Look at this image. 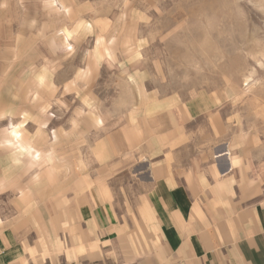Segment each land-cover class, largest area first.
<instances>
[{
  "label": "rangeland",
  "instance_id": "obj_1",
  "mask_svg": "<svg viewBox=\"0 0 264 264\" xmlns=\"http://www.w3.org/2000/svg\"><path fill=\"white\" fill-rule=\"evenodd\" d=\"M201 97L216 111L183 114L186 146L173 151L221 180L227 146L231 183L263 199L264 0H0V233L42 249L34 264H86L85 193L107 176L111 199L131 205L130 178L103 166L105 139L143 107ZM8 128L43 160L3 146ZM120 217L142 227L143 215Z\"/></svg>",
  "mask_w": 264,
  "mask_h": 264
},
{
  "label": "crops",
  "instance_id": "obj_2",
  "mask_svg": "<svg viewBox=\"0 0 264 264\" xmlns=\"http://www.w3.org/2000/svg\"><path fill=\"white\" fill-rule=\"evenodd\" d=\"M217 105L201 97L184 106L167 107L163 102L164 108L152 115H145L143 107L133 112L137 116L130 119L125 135L118 131L105 139L104 157L109 156L102 161L103 166L115 172L122 169L120 174L128 172L122 176L130 178L131 205L122 207L112 200L110 178L99 177L90 194L85 193L87 207L76 213L79 223L83 220L86 226L88 250L76 256L77 262L264 264V198L252 202L256 198L251 190L246 195L231 183L239 168L238 158L230 154L227 146L216 151L217 172L226 176L220 180L208 171L203 175L186 169L180 151H173L186 146L182 115L187 119L202 118L214 114ZM8 131L11 130L6 129L5 134ZM16 132L19 139L7 134L3 146L32 165L40 163L42 152L20 129ZM129 213L143 215L142 227L134 226L132 234L120 217ZM17 242L10 234L0 233V264H34L37 254L31 256L30 250L43 251ZM71 260L76 263V258Z\"/></svg>",
  "mask_w": 264,
  "mask_h": 264
},
{
  "label": "clouds",
  "instance_id": "obj_3",
  "mask_svg": "<svg viewBox=\"0 0 264 264\" xmlns=\"http://www.w3.org/2000/svg\"><path fill=\"white\" fill-rule=\"evenodd\" d=\"M12 135H13L14 137L18 138V134H17V132H16L15 130H13Z\"/></svg>",
  "mask_w": 264,
  "mask_h": 264
},
{
  "label": "snow or ice",
  "instance_id": "obj_4",
  "mask_svg": "<svg viewBox=\"0 0 264 264\" xmlns=\"http://www.w3.org/2000/svg\"><path fill=\"white\" fill-rule=\"evenodd\" d=\"M17 139H19V137Z\"/></svg>",
  "mask_w": 264,
  "mask_h": 264
}]
</instances>
